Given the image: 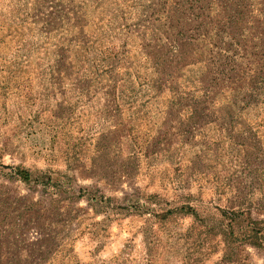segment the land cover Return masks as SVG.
<instances>
[{
    "label": "rangeland",
    "instance_id": "374dc122",
    "mask_svg": "<svg viewBox=\"0 0 264 264\" xmlns=\"http://www.w3.org/2000/svg\"><path fill=\"white\" fill-rule=\"evenodd\" d=\"M223 211L264 221V0H0V264H264Z\"/></svg>",
    "mask_w": 264,
    "mask_h": 264
},
{
    "label": "trees",
    "instance_id": "16d2710c",
    "mask_svg": "<svg viewBox=\"0 0 264 264\" xmlns=\"http://www.w3.org/2000/svg\"><path fill=\"white\" fill-rule=\"evenodd\" d=\"M9 168L14 179H20L27 183L31 182L32 173L28 169L20 165L10 166ZM223 215L229 220L225 227L227 236L234 237V227L238 226L241 232L235 240L264 248V221L255 220L250 216L244 217L246 215L244 211H223Z\"/></svg>",
    "mask_w": 264,
    "mask_h": 264
}]
</instances>
